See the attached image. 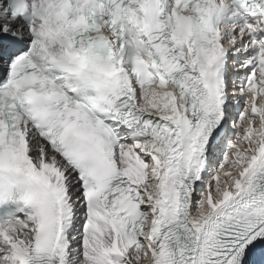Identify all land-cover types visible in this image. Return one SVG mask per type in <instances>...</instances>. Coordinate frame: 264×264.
I'll return each mask as SVG.
<instances>
[{"label":"snow or ice","instance_id":"1","mask_svg":"<svg viewBox=\"0 0 264 264\" xmlns=\"http://www.w3.org/2000/svg\"><path fill=\"white\" fill-rule=\"evenodd\" d=\"M0 264H264V0H0Z\"/></svg>","mask_w":264,"mask_h":264}]
</instances>
